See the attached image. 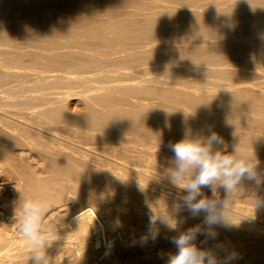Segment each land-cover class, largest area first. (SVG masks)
<instances>
[{
  "label": "bare ground",
  "instance_id": "bare-ground-1",
  "mask_svg": "<svg viewBox=\"0 0 264 264\" xmlns=\"http://www.w3.org/2000/svg\"><path fill=\"white\" fill-rule=\"evenodd\" d=\"M244 2L251 3L253 10L236 14L235 7ZM193 3L0 0V175H14L12 200L16 202L6 206L0 199V264H28L33 255L32 250L28 252L30 242L20 231L25 218L22 203H56L39 215V232L46 238L44 247L35 251L48 257L58 252L59 246L74 245L80 233L79 238L84 239L95 224H107H102L95 208L87 203L70 211L69 201L74 200L66 194L87 198L99 194L127 203L135 195L132 185L138 183V188H149L146 192L154 196L152 183L135 179L146 163L167 157L171 152L168 145L184 138L202 142L216 132L233 149H239L238 158L248 155L242 145L264 147V0H221L213 7ZM215 75L220 80L205 77ZM255 75L262 80H252ZM74 87L83 88L84 94H79L85 107L73 114L66 102L74 92L64 88ZM151 97L159 98L166 108L159 110L143 101ZM213 148L210 154L214 155ZM29 151L39 154L41 163L35 160L38 155L34 158ZM152 168L143 170L148 173ZM92 184H99L100 189L91 193L88 186ZM171 190L163 192L176 201L178 192ZM261 192L255 195L264 198ZM162 195L166 194H161L162 202L170 200H162ZM147 201L138 216L149 211L148 206L171 216L176 212L169 202L164 206L155 199ZM74 205L71 203V208ZM233 208L246 211L236 204ZM128 209L115 210L121 214L119 221L112 215L121 227L137 215L136 209ZM182 212L190 216L186 210ZM237 223L247 232L235 228L230 234L228 230V235L237 237L229 235L230 246H223L225 242L213 249L218 259L223 261L235 253L237 258L230 264H264V227L250 221ZM163 239L148 242L145 255L129 257L122 264L146 259L166 264L167 254L176 249L174 245L163 249ZM46 257L47 264L59 262L56 257L53 261Z\"/></svg>",
  "mask_w": 264,
  "mask_h": 264
},
{
  "label": "rangeland",
  "instance_id": "rangeland-1",
  "mask_svg": "<svg viewBox=\"0 0 264 264\" xmlns=\"http://www.w3.org/2000/svg\"><path fill=\"white\" fill-rule=\"evenodd\" d=\"M220 2H221V0H219ZM218 0H216V2H215V0H191V2L193 3V4H195L196 2V5H199V6H204V7H213V6H215L216 5V3H218L219 2ZM222 1H224V0H222ZM200 4H199V3ZM210 2V3H209ZM213 3H214V5H213ZM244 4H246V6H244V8H242L243 7V5ZM207 5H209V6H207ZM243 5H242V7H235V12H236V14H243L244 12H246V10H248V11H250V9L251 10H253L252 8H249V6L251 5V3H249L248 4V2H244L243 3ZM243 10H242V9ZM244 9H246V10H244ZM243 13H242V12ZM150 75V74H149ZM216 76V75H215ZM215 76H213V78H212V76H205L206 78H208V80L209 81H211V80H220V78H217V76H216V78H215ZM218 77H220V76H218ZM210 78V79H209ZM252 80H254V81H260V80H262V78H261V76L260 75H255L254 77H253V79ZM221 81H223V79L221 80ZM209 85H211V84H209ZM67 89V90H66ZM82 89V90H81ZM79 88V87H74V88H70V89H68V88H64V90H66V91H68L69 92V90H70V92L69 93H73V95L68 99V101L66 102V107H67V109L69 110V112H71V113H79V112H81V111H83V109H84V107H85V103H84V101H83V99L81 98V95H83L84 94V92H83V88ZM72 90V91H71ZM79 90H81V91H79ZM79 91V92H78ZM76 93H78V94H76ZM81 95H80V94ZM75 94V95H74ZM78 98V99H77ZM81 99V100H80ZM138 100H142V99H138ZM146 100V102H148L149 104H153L154 106H156V107H158L159 108V110H163V109H165L166 107L164 106L165 105V103L164 102H161L160 101V99L159 98H155V97H151V98H147V99H144L143 101H145ZM162 105V106H161ZM224 140V139H223ZM211 147H214L213 148V150L214 151H216L215 153H217V151H219V153L221 154V155H229V153H230V155H232L234 158H238L237 157V153L236 152H234V149L232 148V146H231V144H229L227 141H224V144L223 145H216V147H215V145H213V146H211ZM219 147V148H218ZM228 147V148H227ZM242 147L243 148H245V150H246V152L248 153V155L249 156H251L253 159H255V161H258V163H260V162H262V161H264V147H256L255 148V146H250V145H248V146H245V145H242ZM223 150H222V149ZM225 148H227V150H225ZM230 148V149H229ZM253 148V149H252ZM255 148V149H254ZM222 150V151H220V150ZM249 150V151H248ZM250 150H252L251 151V153H250ZM258 150V151H257ZM30 152V151H29ZM28 152V153H29ZM33 154V155H32ZM30 155L32 156V157H36L37 155L38 156H40L39 154H37L36 152H34V151H31L30 152ZM167 155L170 157H172L171 159L168 157H162L161 159L159 158V160H160V163H159V160H156V157H155V164H154V158H151V160H153L152 161V163L150 162V163H146V166L144 165L145 164V162H144V157L142 158L143 159V162H141L140 161V163H141V167H142V163H144L143 164V166H145V167H142V171L143 172H145V173H140L141 174V176H140V174L137 176L138 178H136L135 180L137 181V179L138 180H145L144 182L145 183H147V184H151L152 183V185L153 186H151L150 188H151V192H153L151 195H154V196H156V198H154V196H149V192H150V189L149 188H146V191H147V189H149L148 191L149 192H146L145 191V188L143 189V188H138V183L136 184V185H132V187L129 185V186H127V188L128 189H130V187H131V189H133V186H135V188H136V190L135 189H133V192H132V190H131V192L133 193V194H135L134 196H132L131 197V200L130 201H127V203H126V201L124 202V200H123V202H121L122 200H115L114 198H103V197H101V195H99V194H96L95 195V198L94 197H86V196H82V197H80L79 195L77 196H75V194H72V193H68V194H66L67 195V197H69L70 199L69 200H72L73 202H74V204L77 206H75L74 204H73V202H70L69 201V203H70V211L72 210V212L73 211H75L76 209L75 208H77V210H78V208H80L82 205H84V204H89V206H91L93 209H94V212H95V215H96V217L97 218H99L100 219V221H103L102 222V224L104 223V224H106V226L105 225H103V227H102V225L101 224H95V226H97L96 228H95V226H92L91 228H93V229H91V231H93V232H90V233H88L87 235H85L84 233H83V235H85L84 236V239H80V238H83V237H80L79 238V236H80V234H81V236H82V233H80L79 235H77V237L78 238H76L75 239V244L74 245H68V246H59V248H58V252H55V254L57 255H55L54 253H52L53 255H55V256H53L52 254V256L51 255H49V256H51L53 259L55 258V261L56 260H58L57 262L58 263H56V264H67V263H69V264H79V262H81L80 264H122V261H124V260H126V259H130V258H133V257H136L137 255L138 256H140V255H145L148 251L147 250H145V251H147V252H145L144 251V246H147V244H148V242L149 243H151L152 242V240H148L147 241V243L146 244H142L141 243V237L142 236H145L146 235V231H147V225H148V211H146V212H143V213H141V215H139L138 216V212H142L141 211V209H142V204L144 203V202H148V201H150V200H148L147 201V199H155V202H159L160 204H163L164 206H168L167 204H168V202H169V206H172L173 204H170V202L172 201V199H173V201H175L174 200V198H173V196L171 197V195H170V197L168 196L167 197V193L166 192H163V191H167V189H168V191H169V188L170 189H172L171 190V192L173 193V192H178L179 194H184L183 192H182V190H179V189H177V188H175V187H173L171 184H169L168 183V181H166L167 179L165 178L166 177V174L167 173H169L170 171H174L175 170V164H174V157H173V153L172 152H167ZM36 157L35 158V160L36 161H38L39 163H41V156L40 157ZM256 156V157H255ZM261 157V158H259V157ZM40 158V159H39ZM169 159V162H171V163H169V162H167V160ZM150 160V161H151ZM161 160H162V162H161ZM171 160V161H170ZM172 160H173V162H172ZM35 161V162H36ZM37 162V163H38ZM165 162H167L166 164H165ZM162 163V164H161ZM173 163V164H172ZM147 164H152V166H153V168H152V166L151 167H147L148 165ZM165 164V165H164ZM172 164V165H171ZM155 165V166H154ZM157 165H158V167H157ZM174 165V166H173ZM259 168H258V170H264L263 168H264V164H259ZM155 167H156V169H155ZM164 167H166V169L164 168ZM143 168L144 169H150V168H152L151 169V171H147L148 173H150V175L152 176L153 174H155V175H153L154 177H151L148 173H146V171L145 170H143ZM158 168V169H157ZM171 168V169H170ZM39 169H40V166H39ZM153 169H155V170H153ZM161 171H160V170ZM164 169V170H163ZM41 170V171H40ZM40 170H38V171H40V173L42 172V169H40ZM157 173H156V172ZM159 171V172H158ZM167 171V172H166ZM6 174V173H5ZM8 174L10 175V172L9 173H7L6 174V176H8ZM13 174V173H12ZM143 174H145V175H143ZM165 174V175H164ZM196 173H195V170H191L190 171V174H189V176L186 178V179H190V178H193L194 177V175H195ZM142 175H143V177H145L146 179H147V177H148V179L147 180H149V178H152V179H150V181H147L145 178L144 179H142L143 177H142ZM1 177H0V199H1V197H2V199H3V201H5L6 202V206H10V204L11 205H13V204H15L16 202H15V200L13 199L12 200V198H13V188H15V178L14 179H12V177H14V175H10L9 177L11 178H9V177H7V178H4V177H6V176H4V173L2 174V175H0ZM147 176V177H146ZM150 176V177H149ZM157 176V179L155 178ZM160 179H159V178ZM139 178H141V179H139ZM154 179H156V180H154ZM159 179V180H158ZM262 180H264V178H262ZM142 181V183H144ZM147 181V182H146ZM156 183H158L159 182V184H156ZM161 181V182H160ZM138 182V181H137ZM154 183V184H153ZM161 183V184H160ZM163 183V184H162ZM168 184V185H167ZM252 184H253V186H252ZM94 185V186H93ZM99 184H92V185H89L88 187H89V189H88V187L86 188L87 190H89V191H91V193L92 192H97L100 188V185L98 186ZM154 185H156V188H155V186ZM157 185H159V186H162V187H159V186H157ZM95 188H93V187ZM164 186V187H163ZM171 186V187H170ZM91 187L93 188V190L91 189ZM97 187V188H96ZM153 187L155 188V190H157V191H154L153 190ZM160 188V190H162L161 188H163V190H162V193L164 194H166V197H165V195H162V200H166L167 198H169L170 200H168V202L167 201H161L160 199V197H161V191H159V188ZM173 187V188H172ZM254 187V188H253ZM110 189L111 188H113L112 186L111 187H109ZM164 188H165V190H164ZM259 190H257V189ZM139 189V190H138ZM256 189V190H255ZM3 190V191H2ZM219 191H218V196L220 197V199H224L225 198V196H226V193L224 192V190L223 189H218ZM260 190H262V192H264L263 190H264V182H262L261 184H259L258 186L255 184V183H251V182H248V181H244L243 182V186H242V190H240L238 193H236V194H234V196L232 197L233 199H234V205L236 204V205H239V206H242L243 207V209H246V211L244 210H241V209H235V208H231L230 210L231 211H234V210H236V211H234V213L236 214V216H237V221H245V222H248V221H250V222H252V223H254V224H256L257 223V225H259V226H262V227H264V216H263V214H264V207L262 208V207H257V201H263L264 200V198H259V196L257 197L256 195H259V193L261 192ZM137 191H138V193H137ZM167 191V192H168ZM140 192H142L140 195V197L141 198H139L138 196H139V193ZM155 192V193H154ZM170 192V191H169ZM181 192V193H180ZM202 192L204 193V195L206 196V197H208V198H211V192L208 190V189H202ZM255 192V193H254ZM259 192V193H258ZM261 192V193H262ZM131 193V194H132ZM136 193H137V195H136ZM161 193V194H160ZM175 193V194H176ZM177 193V194H178ZM258 193V194H257ZM70 194H71V196H70ZM132 194V195H133ZM155 194H157L158 195V197H159V194H160V197L158 198L157 197V195H155ZM239 194V195H238ZM256 194V195H255ZM263 194V193H262ZM142 195H143V198H142ZM169 195V194H168ZM264 195V194H263ZM31 196H34V194L33 195H31ZM74 196V197H73ZM163 196L165 197V198H163ZM71 197H73V198H71ZM83 197H86V198H83ZM150 197V198H149ZM152 197V198H151ZM235 197V198H234ZM10 198V199H9ZM75 198H77L76 200H75ZM82 198L84 199V200H82ZM90 198V199H89ZM92 198H94V199H92ZM1 199V200H2ZM133 199V200H132ZM138 199H140V200H138ZM142 199V200H141ZM157 199H159V200H157ZM263 199V200H262ZM6 200H8V201H6ZM87 200H89L88 202H87ZM96 200V201H95ZM103 200V201H102ZM112 200H114V201H112ZM144 200V201H143ZM157 200V201H156ZM13 201V202H12ZM80 201H82L81 202V204L79 205V203H80ZM92 201V202H91ZM105 201V202H104ZM134 201V202H133ZM172 201V202H173ZM247 201V202H246ZM40 201H38V205H43V207L42 206H40V209H42L43 210V213H41L42 212V210H40V214L39 215H44V214H46V212H48V210H49V208H51L52 206H53V204H56L55 203V201L54 202H52V200L51 201H48L49 202V204H50V202H52L50 205H48L47 203H46V201L44 202V201H42L41 200V203H39ZM84 202V203H83ZM138 202H139V205H138ZM165 202H167V203H165ZM171 202V203H172ZM243 202V203H242ZM71 203H72V205H74L72 208H71ZM91 203H93V205L91 204ZM104 203V204H103ZM125 203V204H124ZM133 203H134V205L136 206V208L133 206ZM25 204V203H24ZM24 204L22 203V206H23V208L22 207H20V208H22L23 210H24ZM112 204V205H111ZM119 204V205H118ZM124 204V205H123ZM128 204H131L130 206H128ZM245 204V205H244ZM16 205V204H15ZM47 205V206H46ZM79 205V206H78ZM45 206V207H44ZM254 206V207H253ZM48 209H47V208ZM112 207V208H111ZM119 207H124L125 208V210H127L128 208V210H134V209H136L135 211H136V217H135V221L133 220H129V221H126V224H125V222H124V224L125 225H122V227H121V225H120V223L119 222H117V221H119V220H117V219H119V216L121 215H119V213L121 212L120 210H118L119 209ZM127 207V208H126ZM138 207V208H137ZM247 207V208H246ZM44 208V209H43ZM132 208V209H131ZM257 208V209H256ZM102 209V210H101ZM114 209V210H113ZM138 209V210H137ZM248 209V210H247ZM256 209V210H255ZM99 210V211H98ZM115 210L116 211H120L119 213L118 212H115ZM238 210V211H237ZM114 211V212H113ZM135 211H133V212H135ZM249 211H251V212H249ZM259 211V212H258ZM246 212V213H245ZM250 214H248V213ZM263 212V213H262ZM79 213H81V212H79ZM100 213V214H99ZM110 213H112V214H110ZM115 213V214H114ZM116 213H117V216H114V215H116ZM177 212H175L172 216H173V218L175 219V221H176V227H177V231H175V232H172L171 233V231H168L167 229H164V227L163 226H159L160 227V236H159V240H162L163 238L165 239H163L164 240V243H163V249H165L167 246L169 247V246H172V244L169 242V237H172V236H175V235H178L180 232H183V231H186L188 228H190V227H193V226H195V225H197V224H202V220H203V214H201V216L200 217H198V218H192L191 216H189V215H186L184 212H180V214L179 213H177ZM239 213V214H238ZM254 215H253V214ZM114 214V215H113ZM242 214V215H241ZM258 214V215H257ZM112 215H113V217L117 220H113L112 218ZM175 215V216H174ZM183 215V218L181 217ZM245 215V216H244ZM107 216V217H106ZM177 216V217H176ZM263 216V217H262ZM42 217V216H41ZM61 218L63 217L64 219H65V216H60ZM96 217H94L95 218V220H97V218ZM239 217H241V218H239ZM250 217V218H249ZM257 217V218H256ZM260 217V218H259ZM62 218V219H63ZM186 218V219H185ZM188 218V219H187ZM252 218H254V220H252ZM189 219H191V220H189ZM256 219V220H255ZM111 221H113L112 223H116L117 224V226L115 227V225H112V224H110L111 223ZM263 221V222H262ZM261 224H263V225H261ZM99 225V226H98ZM127 225V226H126ZM129 225V226H128ZM118 226H120V227H118ZM126 226V228H124ZM98 227H100V229L98 230ZM143 227V228H142ZM146 227V228H145ZM119 228V229H118ZM123 228V229H122ZM133 228V229H132ZM163 228V229H162ZM112 229V230H111ZM141 229V230H140ZM144 229H145V231H144ZM222 230L220 231V228L219 227H217V229H215V231L217 232H219L218 233V236H217V238L215 239V240H211V239H208L205 243H202L203 241H205V238H204V236H202V235H200V236H198L197 237V240L195 241V243H196V245L197 246H199L198 248H202V249H214L215 247L217 248V247H220V246H222V243H227V245H225V244H223V246H230L231 245V241H228V240H231L232 238H230V239H228L229 238V235L231 234L230 233V230H229V235L227 234L228 233V230H225V229H223V228H221ZM232 229H235V228H232ZM231 229V230H232ZM237 230H240L241 229V227H239V228H236ZM244 229L245 228H243V230L241 229L240 231H242L243 233H245V231L247 232V230H245L244 231ZM104 230V231H103ZM130 230H131V233H129L130 232ZM134 230V231H133ZM164 230V231H163ZM165 230H167V231H165ZM114 231V232H113ZM223 232V234H221ZM134 233V234H133ZM135 233H137L136 235H135ZM169 233V234H168ZM175 233V234H174ZM112 234V235H111ZM139 234V235H138ZM164 234V235H163ZM114 235V236H113ZM132 235V236H131ZM172 235V236H171ZM221 235H226V236H221ZM124 236V237H123ZM168 236V237H167ZM231 236V235H230ZM235 239H236V235H232ZM231 236V237H232ZM44 237V236H43ZM123 237V238H122ZM126 237V238H125ZM220 237H222L221 239H218V238H220ZM245 237L247 238V236L245 235ZM44 238H46V237H44ZM167 238V239H166ZM242 238L243 237H240V238H238V240H242ZM140 239V240H139ZM199 239V240H198ZM218 239V241H216ZM226 239H228V240H226ZM240 240V241H241ZM158 241V240H157ZM233 241V240H232ZM165 242H167V243H165ZM169 242V243H168ZM217 242V243H216ZM229 242V243H228ZM202 243V244H201ZM216 243V244H215ZM171 244V245H170ZM215 244V245H214ZM242 244H244V242L243 243H240V244H238V245H242ZM132 245V246H131ZM142 245V246H141ZM217 245V246H216ZM114 246V247H113ZM166 246V247H165ZM203 246V247H202ZM210 246H211V248H210ZM67 249H66V248ZM205 247V248H204ZM30 248V247H29ZM28 248V252L30 251L31 252V250L33 251V248L31 247L30 249ZM78 248V249H77ZM72 249V250H71ZM119 249V250H118ZM36 250V249H35ZM113 250V251H112ZM122 252H121V251ZM126 250V251H125ZM132 250V251H131ZM27 251V249L25 250V252ZM76 251V252H75ZM79 253H78V252ZM137 251V252H136ZM69 252V254H67ZM117 252V253H116ZM143 252V253H142ZM152 252V251H151ZM74 255H73V254ZM121 253V254H120ZM62 254V255H61ZM73 257H72V256ZM118 255V256H117ZM135 255V256H134ZM48 256V257H49ZM127 256V257H126ZM44 257H46V256H44ZM48 257H46V259H48ZM66 257V258H65ZM70 257V258H69ZM83 257V258H82ZM90 257H91V259H90ZM94 257V258H93ZM123 257V258H122ZM130 257V258H129ZM50 258V257H49ZM52 258H50V260L52 259ZM68 258V259H67ZM73 258H77L76 260L75 259H73ZM78 258H79V260H78ZM119 258V259H118ZM53 259H52V261H53ZM71 259H73V260H75V261H78V263L77 262H75V263H73V261H71ZM82 259V260H81ZM116 259H118V261L116 260ZM81 260V261H80ZM115 260V261H114ZM151 260V259H150ZM148 260V259H146V260H142V261H140V260H138L139 261V263L138 264H154V262L151 260ZM28 264H33V262H32V259L31 258H29L28 259ZM69 261V262H68ZM94 261V262H93ZM114 261V262H113ZM49 262H51V261H48V263ZM65 262V263H64ZM86 262V263H85ZM98 262V263H97ZM43 264H47V260L45 261V258H44V260H43ZM135 264H137V263H135Z\"/></svg>",
  "mask_w": 264,
  "mask_h": 264
},
{
  "label": "clouds",
  "instance_id": "clouds-1",
  "mask_svg": "<svg viewBox=\"0 0 264 264\" xmlns=\"http://www.w3.org/2000/svg\"><path fill=\"white\" fill-rule=\"evenodd\" d=\"M187 135L185 131V137ZM223 144V138L212 132L202 142H192L184 138L168 145L173 153L175 170L167 173L165 178L169 184L184 193L177 194V200L172 207L177 213L186 210L192 218L203 214V220L202 224L168 238L176 252L167 254L166 264H230V260L237 258L232 253L221 261L212 249L198 248L195 243L200 235L205 237L202 243L208 239L215 240L218 236L215 231L217 227L225 230L238 228L236 214L230 210L234 207L233 195L242 190L244 181L256 185L264 182V170H258L259 163L251 156L241 154L239 158H234L219 152L210 154L211 146ZM234 152L239 153L235 146ZM191 170H195L196 174L193 178L186 179ZM205 188L211 192V198L202 192ZM218 189H223L226 193L224 199L218 196ZM148 207L147 233L140 238L142 244H146L149 239L155 242L159 238V226L171 232L177 231L173 216ZM257 207H264V201H257ZM24 212L25 218L20 231L33 248V264H43V253L35 251L44 247V237L39 232L40 206L29 201L24 204Z\"/></svg>",
  "mask_w": 264,
  "mask_h": 264
}]
</instances>
